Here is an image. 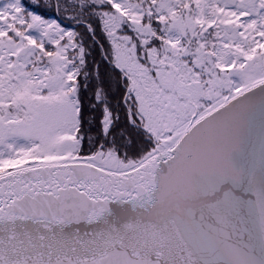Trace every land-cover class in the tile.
Instances as JSON below:
<instances>
[{"label": "snow or ice", "instance_id": "1", "mask_svg": "<svg viewBox=\"0 0 264 264\" xmlns=\"http://www.w3.org/2000/svg\"><path fill=\"white\" fill-rule=\"evenodd\" d=\"M0 264H264V0H0Z\"/></svg>", "mask_w": 264, "mask_h": 264}]
</instances>
